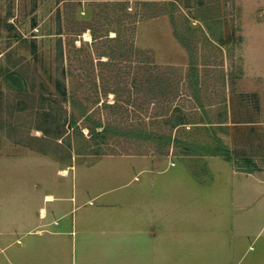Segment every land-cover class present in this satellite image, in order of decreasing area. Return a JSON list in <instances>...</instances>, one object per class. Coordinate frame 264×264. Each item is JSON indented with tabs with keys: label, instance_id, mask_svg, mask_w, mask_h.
Returning <instances> with one entry per match:
<instances>
[{
	"label": "rangeland",
	"instance_id": "1",
	"mask_svg": "<svg viewBox=\"0 0 264 264\" xmlns=\"http://www.w3.org/2000/svg\"><path fill=\"white\" fill-rule=\"evenodd\" d=\"M250 73L264 0H0V264L74 260L143 181L264 170Z\"/></svg>",
	"mask_w": 264,
	"mask_h": 264
},
{
	"label": "crops",
	"instance_id": "2",
	"mask_svg": "<svg viewBox=\"0 0 264 264\" xmlns=\"http://www.w3.org/2000/svg\"><path fill=\"white\" fill-rule=\"evenodd\" d=\"M250 74L254 90L264 91V78ZM136 170L129 182L143 171ZM212 173L203 180L187 173L185 190L180 183L175 198L164 197L156 179L143 181L123 197L139 204L138 211L107 214L106 222L96 223L97 230H105L95 234L101 244L83 248L69 237L66 253L78 255L62 264H264V170L232 172L220 164ZM147 203L148 211L141 210ZM27 260L20 262L30 264Z\"/></svg>",
	"mask_w": 264,
	"mask_h": 264
},
{
	"label": "bare ground",
	"instance_id": "3",
	"mask_svg": "<svg viewBox=\"0 0 264 264\" xmlns=\"http://www.w3.org/2000/svg\"><path fill=\"white\" fill-rule=\"evenodd\" d=\"M84 37L88 38L89 34L88 33H84ZM67 171L66 170H62L61 171V175H66ZM54 199V197L52 195H46V201H52ZM41 214L44 215V210H41Z\"/></svg>",
	"mask_w": 264,
	"mask_h": 264
},
{
	"label": "trees",
	"instance_id": "4",
	"mask_svg": "<svg viewBox=\"0 0 264 264\" xmlns=\"http://www.w3.org/2000/svg\"><path fill=\"white\" fill-rule=\"evenodd\" d=\"M133 29V28H132ZM117 36H115L114 38H116ZM105 132H106V129H105Z\"/></svg>",
	"mask_w": 264,
	"mask_h": 264
}]
</instances>
